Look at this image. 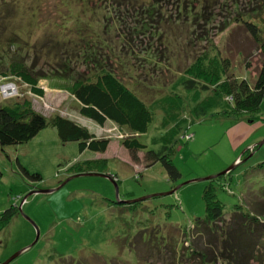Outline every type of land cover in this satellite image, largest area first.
<instances>
[{"label": "rangeland", "instance_id": "374dc122", "mask_svg": "<svg viewBox=\"0 0 264 264\" xmlns=\"http://www.w3.org/2000/svg\"><path fill=\"white\" fill-rule=\"evenodd\" d=\"M68 1L0 0V70H7L21 54L35 71L48 74L40 80L44 97L33 95L27 84L11 74L0 77V101L7 98L2 86L14 84L18 92L9 102L32 100L34 108L47 116H66L98 137H109L110 144L104 153H81L77 142H62L56 129L46 128L26 144L0 146V213L11 206L18 210L0 229V264L33 244L36 226L38 240L8 264H80L91 252L120 255L129 264H137L128 246L132 238L142 229L146 237L155 224L168 232L172 224L192 228L205 215L203 191L209 182L195 179L216 175L231 165L237 166L226 180L214 182L227 214L240 201L263 203L257 189L264 179L246 180L243 172L264 161V101L257 112L226 113L233 103L225 88L224 68L226 60L229 73L252 84L258 47L237 22L219 29L238 10L249 14L257 0H214L206 9L190 0H166L158 5H153L154 0ZM250 15L264 38V11ZM91 35L93 45L87 42ZM100 37L113 51L100 48ZM82 51L88 53L89 62H83L81 55L76 59ZM251 55L254 62L248 66ZM96 58L102 62L108 58L104 64L151 107L153 123L137 137L156 151L169 147L181 172L177 181L169 179L160 162L145 167L133 159L122 140L135 133L112 121L99 125L80 114L79 101L67 90L50 88V82L61 81L52 77L60 63L84 71ZM190 80H195L194 87L188 84ZM187 134L192 136L189 141ZM145 151L139 150L138 156L143 159ZM90 161L94 162L90 172L112 174L117 186L100 175H79L67 181L87 173L77 170ZM20 165L39 172L41 180L25 175ZM60 185L54 192H40ZM122 205L136 207L125 211ZM150 238H154L152 232L143 242ZM260 241L264 245V233ZM259 255L248 264H264V252Z\"/></svg>", "mask_w": 264, "mask_h": 264}, {"label": "trees", "instance_id": "16d2710c", "mask_svg": "<svg viewBox=\"0 0 264 264\" xmlns=\"http://www.w3.org/2000/svg\"><path fill=\"white\" fill-rule=\"evenodd\" d=\"M161 1L166 0H154L153 5L161 4ZM193 1L203 4L206 9L214 0H190V2ZM67 2L69 1L64 0L63 3L67 4ZM178 5L181 6V4ZM67 6L69 7V5ZM262 11H264V0H257L249 14L238 10L239 14L236 17L222 22L219 28L223 31L233 21L244 26L253 42L257 44L256 50L259 51L257 65L255 63L256 75L252 84L245 78L238 80L234 74L229 73V62L224 60L225 88L233 103L231 111H226V113L239 115L257 112L264 101V38L260 36V28L253 22V16L250 15H258ZM185 13L196 16L198 14L187 13L186 11ZM74 17L79 23H86L82 18ZM209 19L208 17L207 20L209 21ZM193 33L200 38L207 39L201 32L194 31ZM93 34L98 37L101 36L96 31H93ZM94 35L87 39L89 45L95 42V37L92 39ZM99 42H102L100 48L105 46L109 52L113 51L110 44L102 37H100ZM87 45L88 43L85 42V46ZM42 46L43 44L39 47ZM80 55L83 56V62H89L86 51L76 54L78 61ZM107 60L108 58L105 61ZM59 61L65 62V60ZM105 61L102 62L101 59L96 58L87 65L84 71H78L68 64L60 63V66L53 68L52 77L59 78L63 82L60 83L61 89L67 90L79 101V112L82 116L94 120L101 126H104L107 121H112L136 134V136L126 137L122 140L123 145L129 150L136 162H144L145 167L160 162L167 171L169 179L177 181L181 177V172L170 155L169 147L166 146L162 151H156L148 148V145L142 143L137 137V134L148 132L153 123L154 113L151 107L137 91L124 82L116 70L105 65ZM253 62V55H251L248 66H251ZM10 74L27 84L33 95L45 96L46 91L40 85V80L46 78L48 74L46 75L43 71H35V68L24 61L21 54L15 56L7 70H0V77L6 78ZM188 84L190 87L196 85L195 80L188 81ZM14 97L16 96L6 98L4 101L7 100V102L0 101L1 147L26 144L42 130L54 128L62 142H77L81 153L86 150L101 153L107 151L110 144L109 137H98L85 126L59 113L47 116L34 108L32 100L8 101ZM189 135L187 134L186 138ZM191 138L192 136L188 138V141ZM142 149L146 150L143 159L138 156V151ZM92 164L94 162L90 161L83 165L87 166L86 168L81 165L78 166L77 172L92 171L90 168ZM20 166L25 175L34 181L41 180L42 175L39 172H31L25 166ZM230 173L231 171L226 174L221 173L212 179H208L209 182L203 191L205 215L197 218L193 222L192 228L172 224L171 231L168 232L155 224L146 233V237L143 236V229L140 235L133 237L128 246H130V251L134 252L137 264H248L252 259L260 257L257 255L264 252V249L260 250L264 247L263 241H260L264 233V202L247 205L240 201L234 204L228 215L226 205L219 197L217 183L224 182ZM107 175L115 182V177L112 174ZM2 177L3 172L0 170V182ZM257 178L264 179V161L243 172V179L253 180ZM215 181L217 183H214ZM222 184L224 185V183ZM257 191L259 192L257 196L264 199V184H260ZM110 201L114 204H125L123 201H120L121 203ZM122 207H125L126 211V209H134L136 206L122 205ZM17 213L18 210L14 206L0 213V229L7 226ZM150 232H152L154 240L150 238L149 241L143 242L144 238H148ZM155 240L160 242L157 243ZM260 260L263 261L261 258ZM80 264L129 263L120 255L107 257L98 252H91Z\"/></svg>", "mask_w": 264, "mask_h": 264}, {"label": "water", "instance_id": "95a60500", "mask_svg": "<svg viewBox=\"0 0 264 264\" xmlns=\"http://www.w3.org/2000/svg\"><path fill=\"white\" fill-rule=\"evenodd\" d=\"M238 162V161H237ZM237 165H231V166H229L228 168H226L224 171H222V172H220V173H218V174H216V175H212V176H208V177H206V178H201V179H195V180H208V179H212V178H214L215 176H217V175H220L221 173H224V174H226V173H228V172H230V171H232L235 167H236ZM81 176V175H100V176H104V177H109L110 179H111V177L109 176V175H107L106 173H98V172H87V173H78V174H75V175H73V176H71L70 178H68L67 179V181H69V180H71L72 178H74V177H76V176ZM66 181V182H67ZM191 181H193V180H191ZM190 181V182H191ZM114 182V181H113ZM115 184H116V182H115ZM116 186H117V184H116ZM61 187V185L59 186V187H57V188H53V189H45V190H40V192H42V193H51V192H54L55 190H57V189H59ZM177 189V188H176ZM176 189H174V190H172L171 191V193H173V192H175V190ZM28 197V195L25 197V200H26V198ZM149 197V196H148ZM146 199L147 197H143L142 199ZM23 204V203H22ZM28 218V217H27ZM32 223L34 224V222L32 221ZM35 225V224H34ZM36 226V225H35ZM36 229H37V237H36V240L33 242V244H35V242L38 240V238H39V230H38V228H37V226H36ZM33 244H31V245H33ZM31 245L30 246H28V247H26V248H24L23 250H21L20 252H18L17 254H15L14 256H12L11 258H9L7 261H5V262H3L2 264H8L9 262H11L15 257H17L21 252H23L24 250H26V249H28L29 247H31Z\"/></svg>", "mask_w": 264, "mask_h": 264}, {"label": "built area", "instance_id": "2783aa9c", "mask_svg": "<svg viewBox=\"0 0 264 264\" xmlns=\"http://www.w3.org/2000/svg\"><path fill=\"white\" fill-rule=\"evenodd\" d=\"M10 86V85H9ZM11 88H9L7 85H3L2 88H3V91L5 92V96L7 98L9 97H13V96H16L17 92H18V89H16L15 85L14 84H11ZM8 93V94H7ZM190 138V137H188Z\"/></svg>", "mask_w": 264, "mask_h": 264}, {"label": "crops", "instance_id": "0c3cea01", "mask_svg": "<svg viewBox=\"0 0 264 264\" xmlns=\"http://www.w3.org/2000/svg\"><path fill=\"white\" fill-rule=\"evenodd\" d=\"M60 83H63L62 81H52L50 82V85H52L53 87H50V88H53L54 90H57V87L60 86ZM112 123V122H111ZM43 131V130H42ZM41 131V132H42ZM39 135V134H38ZM88 151V150H86ZM86 151H84L83 153H85Z\"/></svg>", "mask_w": 264, "mask_h": 264}]
</instances>
